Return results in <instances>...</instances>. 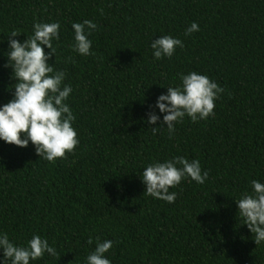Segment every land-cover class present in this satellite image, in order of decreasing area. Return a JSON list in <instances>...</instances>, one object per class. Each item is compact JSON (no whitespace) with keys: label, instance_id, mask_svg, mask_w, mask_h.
I'll return each instance as SVG.
<instances>
[{"label":"trees","instance_id":"1","mask_svg":"<svg viewBox=\"0 0 264 264\" xmlns=\"http://www.w3.org/2000/svg\"><path fill=\"white\" fill-rule=\"evenodd\" d=\"M84 19L98 26L91 56L70 47L72 22ZM36 21L61 24L49 62L73 88L80 143L51 163L31 143L0 140V229L21 244L38 233L59 253L32 264H83L89 236L115 241L112 264H264L234 200L264 182V0H0V105L15 83L7 35L23 41ZM193 21L199 31L185 36ZM164 34L184 47L155 60L150 43ZM190 70L225 89L215 115L154 135L141 117ZM179 155L199 159L209 179L170 188L173 204L147 196L143 167Z\"/></svg>","mask_w":264,"mask_h":264},{"label":"clouds","instance_id":"2","mask_svg":"<svg viewBox=\"0 0 264 264\" xmlns=\"http://www.w3.org/2000/svg\"><path fill=\"white\" fill-rule=\"evenodd\" d=\"M72 51L81 56L94 55L90 38L97 24L90 19L72 22ZM59 21L33 23L31 36L21 41L14 37L22 32L12 30L8 35L7 66L12 69L15 83L12 98L0 105V140L19 147L31 143L39 158L51 163L66 159L67 153H74L80 140L74 127L76 115L67 103L73 92L71 84H65L66 72L56 69L50 63L56 59L54 42L60 40ZM199 31L193 21L186 29L185 36ZM184 42L170 34L153 38L150 43L155 60L171 59ZM47 49V50H46ZM179 83L166 86V93L157 96L141 120L155 135L161 127L167 129L169 139L176 132V125L185 117L193 123L214 116L215 101L221 98L225 89L207 74L190 70L179 73ZM162 115V120H161ZM157 121H160L158 124ZM144 185V193L156 200L175 203L178 193L170 191L183 180L203 185L209 179V171L202 168L199 159L187 156H173L170 159L153 160L138 174ZM241 225L250 230L256 245L264 244V182L250 181V191L241 193L234 199ZM236 213V216H237ZM115 241L89 236L88 245L95 244L85 257L83 264H112L106 253ZM59 255L54 244L46 237L33 233L26 243H17L7 231L0 229V264H32L45 257Z\"/></svg>","mask_w":264,"mask_h":264}]
</instances>
